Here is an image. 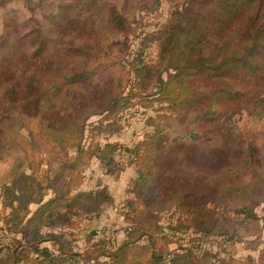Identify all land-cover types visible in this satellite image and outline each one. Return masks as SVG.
<instances>
[{"label":"trees","instance_id":"trees-1","mask_svg":"<svg viewBox=\"0 0 264 264\" xmlns=\"http://www.w3.org/2000/svg\"><path fill=\"white\" fill-rule=\"evenodd\" d=\"M166 1L174 10L159 30L154 64L148 65L142 52H135L131 60L127 59L128 70L111 77L108 95L95 91L106 58L95 60L88 43L70 51L69 62H64L54 77L49 65L44 74L35 69L20 79L19 69H23L11 68V64L22 67V61L27 63L30 55L37 62V56L26 49L15 48L6 57H11L10 63L0 55V121L16 113L17 128L10 135L22 146L21 154L0 176V222L23 239L4 250L0 248V264H65L76 260L79 264H198L193 255L197 238L189 234L188 244L170 250L171 237L178 239L192 231L204 237L226 238L220 219L246 213V203L233 210L224 205L226 196L222 195L229 189L220 183V175L212 176L204 172V167L230 163L229 159L237 157L235 131L230 125L226 127L233 121L228 112L233 105L249 101V114L257 117L264 113V0ZM5 2L0 0V4ZM80 2L72 13L79 22H65L66 33L91 34L93 22L109 14L117 30L126 24L131 27V13L122 8L106 13L104 8L109 4L104 0ZM159 2L155 0L147 12L158 11ZM180 16L183 20H178ZM53 18L55 21L56 15ZM119 47L120 40L112 45L111 54ZM35 52L38 55L37 49ZM153 72L156 89L147 94L151 99L143 100L160 105L155 115L145 116L144 123L151 129L131 145L113 140L122 129L121 112L141 101L140 93ZM127 84V92L121 97ZM221 96L229 100L218 103ZM219 109L227 112L222 114ZM87 126L90 142L85 141ZM209 126L218 128L212 146H208L210 137L202 135V129ZM169 129L176 130L178 137H164ZM35 133L43 141L47 159L57 164L55 169L43 171L44 156L31 157L25 143ZM100 133L102 140H98ZM69 149H73V160L68 158ZM120 152L126 158H117ZM40 155L38 148L35 156ZM82 159L96 160L106 174L126 169L131 173L120 212L127 222L122 239L88 243L85 255L76 258V244L66 228H79L83 214L102 215L115 200L101 181L95 187L81 189L85 178L78 165ZM28 166L31 169H26ZM243 166L240 164L239 170L246 173L244 167L250 168ZM224 169L229 173L234 167L228 164ZM262 175L253 172L245 186L255 190L264 183ZM208 177L213 182L210 185ZM232 191L240 192L241 188L234 186ZM47 193L51 197L44 201ZM32 204H38L33 211ZM167 214L173 219L163 221ZM54 226L66 228L42 230ZM165 256H169L168 261H164Z\"/></svg>","mask_w":264,"mask_h":264},{"label":"rangeland","instance_id":"rangeland-1","mask_svg":"<svg viewBox=\"0 0 264 264\" xmlns=\"http://www.w3.org/2000/svg\"><path fill=\"white\" fill-rule=\"evenodd\" d=\"M159 1L161 3L159 2L158 11L149 13L146 8H150L155 0H104V2L109 4V6H105L104 8L106 13H108L109 9L113 8H122L124 11L130 12L129 23L131 27L126 24L117 30V28L111 25V14H109L108 18L98 19L93 22L91 34H87L84 31H80L79 33L74 32V34L66 33L65 22L70 20H73V22L77 20L79 22V18L73 19L76 15L72 16V13L78 10V3L81 5L80 0H6L5 4H0V55L5 61L10 63L11 57H6L12 54L13 51L15 52V48L18 51L26 49L29 54L31 52L37 56V62L30 55L27 63L22 61V67L19 64L12 63L11 68L19 66L23 69H19L21 74L20 79L24 76H29L35 69L37 73L44 74L46 72L45 69L49 65L51 66L49 70L51 77H54L58 74L57 69L62 70L64 62H69L70 59L67 54L72 56L70 51L82 48L83 45L88 43L94 49L93 57L96 58L95 60L100 57L106 58L102 70L99 72V82L95 91L97 94L108 95L111 89L109 82L112 79L111 77L128 70L125 66L127 59L131 60L135 52L141 51L145 63L148 65L154 64L159 46V30L170 18L171 12L174 10L173 5H170L168 1ZM61 7H63L62 11ZM55 15L56 19L54 21L53 17ZM182 17L180 16L178 20H183ZM125 21H128V19L125 18ZM69 24H71V21ZM63 30L64 34L61 35L60 31L62 32ZM24 37H26L25 40H22ZM43 38L44 41L41 42ZM119 40L120 47L116 48L111 54L110 49L112 45ZM36 49L39 56L35 52ZM79 58L76 61H79ZM262 63L264 64V58L262 59ZM236 70L237 68L229 71L234 72ZM200 77L198 76L197 79H200ZM156 80V74L153 72L151 81L147 84L146 89L140 93L141 101L121 112L119 122L122 125V129L118 136L112 138L113 140L131 145L142 136L145 130L151 129L150 126L144 123L145 116L146 114L149 116L155 115V108H159L160 105L159 103L149 105L147 101L143 100L151 99L147 94L155 91L156 85L154 84H156ZM128 87L129 84L121 90L119 94L121 97L125 95ZM133 90L136 91L137 89L133 88ZM228 100L224 96H221L218 103H225ZM230 106L231 104H228V107ZM248 107L249 101H243L238 103V106L235 107L233 105L231 107L234 113L233 110L232 112L228 111L233 121L226 127L230 125L231 131H235L236 139H234V146L238 149L237 157L229 159L230 163L221 162L220 166L214 167L207 164L204 167V172L212 176L217 175L219 177L220 175V178H218L220 183H225L229 191L231 190V192L224 191L225 194L222 195L226 196L223 197L226 201L224 205L233 210L235 206L246 203V213L239 216L228 215L220 219V222L224 224L227 237L232 236L231 238L204 237L198 233L189 231L188 233L181 234L178 239L172 236L171 238L174 240L168 246L170 250H176L181 247L180 245L185 246L188 244L187 239L190 238L189 234H191L198 240V246L193 245L197 248V251H194L193 255L194 260L198 264H264V183L255 188V190L249 186H245V182L248 181L246 178L250 177L253 172L259 171L264 175V113L261 116H252L246 111ZM219 110L222 111L221 109ZM144 111L145 114H142ZM226 112V110H223L222 114ZM15 114V112H12L10 114L11 118L7 119L5 116L0 121V176L10 169L15 159L14 157L22 152L19 140L13 139L10 135L17 128V122L14 120ZM217 129L213 126L202 129V135L210 137L208 146L216 143L214 139L218 136ZM21 132L27 134L24 130H21ZM85 134V141L90 142L91 134L88 126L86 127ZM102 135L100 133L98 140L103 139ZM163 136L175 138L178 137V133L176 130L169 129L164 131ZM28 142L25 143V146L31 149L32 158L38 159L44 156L41 164L43 171L57 167L56 163H51L47 159L43 141L37 133L28 138ZM189 142L191 140L187 141V143ZM197 142H200L199 139ZM38 148L41 150V155L36 157L35 150ZM72 151L73 149H69L67 154L71 160L75 157ZM117 158H126V155L120 152L117 153ZM242 163H244V166L246 165L250 168L248 169L243 166L247 171L246 173L239 170V165ZM228 164H232L234 167L229 173L225 172L224 169ZM78 167L85 178L84 183L81 184V189L95 187L97 180L101 178V180L108 184L115 200L114 204L109 206L98 217H93V215L89 217L88 214H83L79 219V228H60L54 226L42 229L46 232L50 230L57 232L59 229L64 231L66 228L68 232H71L72 234L68 237L72 238L76 244L74 249V252L78 253L76 258L80 255H85L83 252H85L88 243L106 242L107 239L116 242L122 239L124 234L123 227L127 222L123 219L120 212L126 198L124 186L127 185L131 173L130 169H126L122 172L115 171L114 174L106 175L100 164L93 159L91 161L87 159L80 160ZM26 169H31V167L28 166ZM217 172L220 173L217 174ZM207 181L208 185L213 183L210 177L207 178ZM234 186H239L241 191H232ZM50 197L51 195L47 193L44 201ZM37 205L32 204L30 210L33 211ZM165 217H163V221L168 218L173 219L171 214H167ZM166 231L172 233L171 230ZM16 240L23 242L21 234L19 232L8 231L0 222V248L4 250ZM41 245L49 246L48 243ZM50 248L53 249L52 247ZM35 256V254L32 255L33 258ZM168 258L169 256H165L164 261H168ZM87 262L91 264L90 261ZM65 264H79V261H71Z\"/></svg>","mask_w":264,"mask_h":264},{"label":"crops","instance_id":"crops-1","mask_svg":"<svg viewBox=\"0 0 264 264\" xmlns=\"http://www.w3.org/2000/svg\"><path fill=\"white\" fill-rule=\"evenodd\" d=\"M104 173H105V171H104ZM106 174V173H105ZM107 175V174H106ZM99 181H101L102 182V185H106V186H108V184H106L103 180H101V178H99L98 180H97V182H96V184L95 185H97L98 184V182ZM128 182V181H127ZM94 185V186H95ZM124 187H126V185L124 186ZM108 188H109V186H108ZM110 190V189H109ZM124 190H125V188H124ZM111 191V190H110ZM111 193H112V191H111ZM113 194V193H112Z\"/></svg>","mask_w":264,"mask_h":264}]
</instances>
